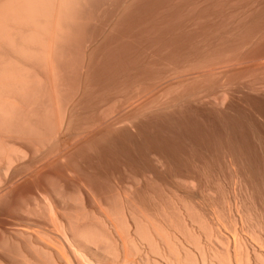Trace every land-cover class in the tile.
Here are the masks:
<instances>
[{
	"label": "rangeland",
	"instance_id": "rangeland-1",
	"mask_svg": "<svg viewBox=\"0 0 264 264\" xmlns=\"http://www.w3.org/2000/svg\"><path fill=\"white\" fill-rule=\"evenodd\" d=\"M9 1L10 0H8V2ZM21 1H19V3L17 4L16 0L15 1L13 0V2H15V3H13L11 0L10 2H11V5L13 6L12 7L9 4L10 2L6 3V0L5 1L3 0V2L0 0V4L3 3V5H4V3H6L4 6L0 5V7L2 8L1 9L2 13L0 12V19L2 18L5 22H8V23H6L8 25L11 22L10 18L11 17L13 18V16H15V15L19 16L18 20H17V16H15L16 22L21 21L20 18L22 19L23 17H26V16L30 17V19H31L32 18L31 16H34L33 13L36 12L38 9L36 11L33 10L34 12L32 14H30L31 12H28L29 9L28 10L25 9V10H27V12L30 15H27V14L24 15L25 13H23L22 10H24L23 7H25V6H23V4H26V5L29 4L30 5V2H31V6H32L33 2H32V0H28V1L23 0V3ZM24 1H26V2L24 3ZM74 1L71 0L70 3H72V2L74 3ZM76 1L80 2L81 0L80 1L76 0ZM99 1H101L102 3L101 2L99 3ZM122 1H120V0H109V2H108L107 0H105V1L104 0H90V2H91L90 3L89 0H86V2L88 4H90L89 6L91 7V10H89L90 7L88 5H86L85 2H80L81 6L83 3L88 8L87 9L85 7V5L82 7V8H84L83 10H81V11H83V16L85 14H86L85 17L87 15H89L90 11H91V15L92 14L97 15V17L95 15H92V20H90L91 15L87 16V18L90 17L89 21H92V24L91 25L89 24L90 26L87 25V26H89L88 28L85 26L86 28L83 30V32L85 31L84 33H81L82 30H81V28H79L81 30L80 31L78 29L79 30L78 32L81 33L80 35H77V33H76V35L75 34L74 35H72V34L67 35L66 34L68 37L65 36L64 33H66L65 31L69 32V30L68 29L62 30L60 28L61 29L60 31L64 32V33L62 32L64 34V37L69 38V36H72V38L74 40L78 39V41H73L74 44L72 43V48H73V49L71 48L72 51H70V49H69L70 52H67L68 50L65 51L66 48H65V50L63 48L62 50L65 51L64 55L61 53V55H59L58 57L66 56L65 53L66 54L70 53L73 55V56H71L69 54L71 57H75V59L73 61L75 63L79 64V66L82 65L80 67L78 65L74 66L75 63L72 62L73 58L71 59V62H72L71 65L73 64L72 66H74L75 69L72 68L73 70L69 71L70 73H69V80L68 81H69V85H71L70 86L71 90L68 89V91L71 94V95H69V97L70 96L72 97L73 95H77L76 98L73 97L74 99L72 98V101H71L72 103H76V104H73V106L71 107L73 109L76 108L75 111L72 110L74 112L71 115L72 118H73V116H75L74 118L76 120L78 119L77 122H80L79 120H81V122H83L84 124L85 123L87 124V122H88L87 125L89 127L94 126V128H95V126H96V129H99L100 133L102 132L101 130H103V129L105 130V132H108V133H109V130L112 129L111 130L112 132L110 131V133H112V134L115 133L116 135L113 134V136L115 135L116 139H115V137H113L114 139H112V143L110 142V140H111L110 139L108 141L109 144H107V142H103V141H101L100 142L101 144H99L98 141L105 139V137H107V136H105V133H104V135H103V133H101V135H103L104 137L101 135L98 136L101 138H100V140L96 141V144L98 143L97 146L100 145L97 148L102 149V151L100 150L102 158L100 157V160L98 159V160H95L94 162L92 160L94 165H92V163H91L90 167L84 166V167H87V169L85 168L86 170L84 168H83V170H79L81 172V174H79L80 175L79 177L77 175L79 173L77 170L79 167L76 168L77 167L76 166L74 169H72L74 167V165H77L75 163L76 158L74 160H71L72 157H71V159H70V157L66 158L67 160L64 159L65 162H64V160L59 161V163L57 165L58 167L61 166L59 168V173L62 175L64 173V176L66 173L68 174L69 171L67 169L70 170L69 167H71L72 163L74 162L71 170H74L73 172H76V174L70 170L69 174L70 173L73 174V175L70 174L71 179H72V180L70 179V181H74L77 178L83 177V178H86L88 180H86V179L81 180L80 179L81 186H82V184L85 183V185L90 187L91 184L88 185V182L91 183L89 180L93 179L94 182H92V183H94V184L91 185L90 188L92 189V192H93L92 186L96 185L97 183H98L97 185H99V186L101 185L102 187H98L99 188L98 190H100V192H97V193H100L101 196H102V193H101L102 189H103V192L109 191L108 194H110L111 193L110 189H112L111 186L113 185V183H115V185H113V186L116 187V196H117L118 192L120 193L123 191H128L130 186L132 187L135 185V183L137 182V178L142 176V174H141L142 170L137 165H133L129 169V165L134 163L133 159H131L132 154H135L139 157V165L143 164V165L148 167V171L146 173H148L147 176L150 175V177L149 176H148L149 178L145 177L146 179L148 178L147 179L148 183H147L146 189L149 190V191L146 190L147 191L146 196L148 198L151 197L150 199H148V201L150 200V203H152V208H154L155 198L160 197L163 200V202L167 203V206H168L167 208H169V210L168 209L167 210L169 212L172 210V206L170 207L168 205V203L171 201V205H172V201L174 199L181 197L180 198L181 200L184 199L185 202L186 201L189 202V203L187 202V204L189 206L187 204L186 205L188 207H190V209L193 210V211L192 210L191 211L193 212V214L195 213L194 214L195 216L197 215V213L199 215H201V216H199L200 219H202L203 215H205V214H214L215 215L216 219L218 220V221H216V223L219 226L216 225L215 222H214L215 224L212 223L210 220H208L209 224L207 222L206 223L204 222L206 224V228H209V227H207L209 225L211 227L210 229L213 230L212 234H215L214 236H210V238H211L210 243L211 244L212 243H213V245L215 244L214 238L216 237V234H218L217 229H219L221 231L220 233H222V235L224 236L225 239H223V241L225 240V243H227L226 239L229 237H230L229 239H231L232 243L234 242V237H235L234 232L235 231H237L236 234L241 236V238H240L241 241H242V238H243V241L247 240L246 237L249 234L245 231L247 235H244L245 232H243L241 230V228H242L241 223H238L239 221H236L237 217L239 218V216L241 215L243 220L244 219H245V221L248 220L246 222L247 224L245 222H244V224H246L245 228L249 229L248 231H250V233H251L252 230L255 232L257 229H259L260 224L262 223L261 215L264 216V207H263L264 206V193H262V192H264V138H263L264 137V0H131V1L125 0L123 2ZM27 2H29V3H27ZM43 2H46V1H43ZM55 2H56V4L55 5L53 4V5L55 6L56 9L52 8L53 10H55V12H53L51 10L53 12L52 13L53 18L50 16L51 19H53L52 20L53 26L54 25L56 26L57 22H56V20L54 21V19L55 18L58 19L57 18L58 15H55V13L58 11L57 7H59V5H60V4L57 5L59 0L54 1V3ZM49 3H46V5H51V3L50 4ZM73 3L71 4L72 6L78 4L76 2L77 4L73 5ZM110 3L112 5H115V6H111ZM69 4L67 1V5H69ZM107 4H108V6H107ZM122 4H123V6H121ZM15 5H16V7H15ZM21 5L23 7H20ZM37 5L35 3L34 6H36V7L34 9H36L38 6H40V5H38V6ZM67 5L66 6L62 5L63 6L62 11L66 8H68V9L70 8V5L68 7H67ZM10 6L12 7V9ZM109 6H110V9H109ZM4 7L7 9L10 8L8 10V12H6L7 9L5 10ZM27 7H29V6L27 5L25 8H27ZM101 7H103V8L100 10ZM21 8H22V10L20 12L19 10ZM30 8H33V7H30ZM42 8H39V9H42ZM72 8H73V10L75 9L74 7H72ZM78 8H80V7H78ZM86 9H87V11H86ZM105 9H107V10H105ZM2 10H5V11H2ZM16 10H18L17 12H19V13H16L15 12ZM30 10H32V9H30ZM44 10H46V8ZM48 10H49V8H48ZM73 10L71 9V10L67 11V9H66L65 12H69V11H73ZM40 11H38V12H40ZM76 11H77V7H76ZM81 11H79V13ZM103 11H104V13H103ZM3 12H5V15ZM65 12L64 13L62 12V14H65ZM40 13H37V14H40ZM59 13H61V10ZM68 14L69 15L73 14L72 17H74L75 15L78 14V11L76 14H75V12L74 13L69 12ZM81 14H82V12H81ZM81 14H78V15H81ZM7 15L10 18H7ZM11 15H13V16H11ZM20 15L21 16L23 15V17H20ZM54 15H55V18H54ZM36 16H34L35 18H33V20L34 19L36 20V18H37ZM41 16H39V17H41ZM48 16H49V14H48ZM63 16L64 17L66 16L65 17L66 19L69 18V16L67 17V15H63ZM27 17L25 19L28 22L29 18H27ZM64 17L62 18V20L64 19ZM85 17L82 18V15H81L82 19H84ZM113 17H115V18H113ZM93 18H94V20H93ZM46 19H47V21L49 20L47 17H46ZM66 19H64L65 21L64 20L63 21L65 22L66 26H68L70 23L68 25H67V23L70 22L71 20L69 21L67 19V21H68L67 22ZM69 19H71V17ZM79 19H80V16H79ZM3 20H2L3 23H0V25L3 26L1 28V29H3L2 31H5L4 25H5V27L7 25L4 23ZM13 20H14V18H13ZM38 20H36L37 25H38V23H37ZM75 20H77V19H75ZM84 20L87 21L88 19H84ZM26 21H23V22L26 23ZM30 22H31V20H30ZM72 22H74V21L72 20L70 25L74 24V23L72 24ZM32 23H33V21H32ZM60 23H62V21H60ZM78 23H80V22H78ZM84 23H86V22H84ZM12 24H14L15 28L12 26ZM15 24L16 23L12 21L10 26H12L14 28V30L17 28L16 29L17 32L21 33V36H22L23 35L22 31H24V30H21V32L18 31L19 29H21L20 28L21 23H19L20 27L18 25H15ZM27 24H29V23H27ZM36 24H34V26ZM44 24H45V20H44ZM48 24L50 25V23H48ZM22 25H23V23H22ZM30 25H31V23H30ZM30 25L27 26V28H30ZM79 25L78 26L76 25V26L79 27ZM10 26L8 28L6 27V29L8 30L10 28L9 30H12L13 28H11ZM23 26H22V28H25V25H23ZM46 26H48V25L46 24ZM53 26H51V28H50L51 29L50 34H52V32L54 31ZM63 26H62V28H63ZM236 26H239V27L241 26L242 27V28H240L241 31L238 28L239 32L235 31V34L227 33V36H228V34H229V36H228V40L226 39V43H225V39L224 38L222 39V37L219 36L220 33L226 31V29L228 30V28H231L233 30V27L236 30L237 29V28H235ZM18 27H19V29H18ZM48 27H46V29ZM52 27H53V29H52ZM56 27H58V26H56ZM72 27L74 29V26H72ZM81 27H82V25H81ZM32 28L33 27L31 26L30 30H32ZM37 28L38 27H36L35 29H37ZM41 28L40 29L38 28V29L41 30ZM64 28H65V26H64ZM46 29L44 31L47 32V34H49L48 30H46ZM231 29H229V30H231ZM55 30H56V28H55ZM74 30H77V28ZM13 31H9L10 33L8 32L7 35H9V34L11 35ZM14 32H13V34H15L14 36L18 37L19 34L18 33L16 34ZM25 32L29 33V31L28 32L25 31ZM41 32H43V31H41ZM233 32H234V30H233ZM34 33H35V31H34ZM215 33L219 34L218 38H217ZM56 34L58 36L60 34V32L59 33L56 32ZM63 34H62V36H63ZM4 35H2V37ZM24 35H25V33H24ZM29 35H27V36L30 37ZM35 35H36V33L34 34V36ZM43 35H45V33ZM212 35L213 36L215 35V37H213ZM5 36H4V38H5ZM14 36L10 37L12 39V42L14 41L13 39L17 38V37L13 38ZM51 36H50V38H52ZM55 36L56 35H53L54 38H55ZM57 36H56L57 41L55 44H57V42H59L58 38H59V40H62V39L65 40V38L60 39L62 36L61 37L59 36L58 38H57ZM0 37H1V35H0ZM2 37H1V39H3ZM24 37L25 38L23 41L26 42L29 38L28 37L26 38V36H24ZM38 37H41V36L39 35ZM224 37L226 38V33H225ZM22 38H23V36H22ZM30 38L33 40V38H35V37H30ZM36 38H37V35H36ZM42 38H44V36L40 38V41ZM79 38H81L80 41H79ZM212 38H215V40L217 38V40L215 41ZM219 38H220V40L221 39L222 40L220 41ZM1 39H0V42H1ZM17 39H16V41H17ZM9 40L10 39L8 38V41ZM19 40H20V38H19ZM44 40H46V39H44ZM3 41H4V43L6 42V44H5L6 49L4 48L6 51H3L4 50L2 48L3 46L1 47L3 49L2 53L3 52L6 53L5 55L3 53V55L8 56L9 54H11V51L13 49L15 50V48H17V52H16L17 55L16 56H18V57L20 56V58L22 60V61L20 60V62H22V66L20 65L21 64L20 62L18 63L20 65V67L18 64H17V66L19 68L22 67L21 68V69H23V70H21L22 74L26 73L27 76L29 75L28 77H30L32 74V69L35 67V65H37V62L39 63L38 57L40 59V62L43 61L42 57L44 55L43 54L44 52L40 50V49L43 50V48H41V47H40V49H38L39 47L37 48V46L40 45L38 39L36 41H38L39 44H35L36 43L35 40H33L35 42L28 40L29 43L32 42L31 44L34 43L35 46L37 45L35 47V49H38V50H36V51L33 49H32L33 51L30 50V46L32 48V45L30 44V46L28 48L29 44L27 42L26 43L28 45L25 47L28 50H26V48H25V51H24L22 49V47L18 48L21 46V44H20V46H18L19 45V43H18V45H17L18 47L16 46V44L14 45V43H17V42H14L12 44V47H13V49H12L11 44H10L11 41L9 43L7 41V38L4 39ZM68 41H69V39H68ZM227 41L229 42V44ZM69 42H71V41H69ZM7 43H9V45ZM26 43H25V45H26ZM41 43H43V45H45L44 42H41ZM64 43L62 44V41H61L62 46L64 45ZM0 44L4 45L2 42ZM43 45H42V47H45ZM66 45H67V43L64 46H66ZM206 45H207V47H206ZM208 45H209V47H208ZM22 46H24V45H22ZM57 46L59 47L60 44L58 43ZM200 46L203 48H201ZM230 46H232V49L229 48V50H228L227 47H230ZM7 47H10V48H7ZM58 47L56 48V45H55L54 50L58 51L59 50ZM215 47H216V49H214ZM234 47H236L235 52H233V53L229 52V51H233ZM1 48H0V51H1ZM68 48H69V46H68ZM217 48H220V49H217ZM10 49H12V50H10ZM18 49H20L21 52ZM21 49L23 50V54H25V53L28 54L27 52L29 50H30L29 54H35V55L38 54V57L36 56V63H35V65H33L34 67L31 69V71L29 70L31 67L27 68V67H25L26 62H24L25 64L23 63V60L28 61V59L24 55L21 56V54H20V53H22ZM60 49H61V47H60ZM200 49L202 50V52H205V53L203 54L202 52H200L201 51ZM206 49H208L207 50L208 52H211L214 49L213 51L215 52V54H216V52H219V54L215 55V54H213V51L211 52L212 54L211 53L207 54V52L205 51ZM44 50L46 51V49H44ZM54 50H53V52H54ZM62 50H59V53ZM81 50H83V51H81ZM192 50H196L199 53V56H198V53L196 52L195 53L196 56L193 55L194 57L189 59L187 57V55L189 53L188 51H192ZM226 50H228V51H226ZM13 51H12V54H13L12 56H14V58H15V52H13ZM30 52H32V53H30ZM41 52H43V53H41ZM183 52H188V53H187V55L184 54L185 56L182 55V57H181L180 54H182ZM220 52H222V53H220ZM7 53H8V55H7ZM200 53H202V56L205 58L203 60L201 59V62H199L200 61L199 58H203V57L201 56ZM18 54H20V55H18ZM205 54H207V56ZM178 55H180V58L186 57L189 60L179 59V61H178L177 60L179 57ZM40 56H41V58H40ZM176 56H178L176 58V60H177V63L179 65L176 63V65L173 66V64H175V62L173 61L174 63H171L172 62L171 59H173ZM197 57H198L197 60H199V61L195 60L196 62H193L194 59ZM9 58H12V60H18V59H13V57H11V55H10V57L8 56V59ZM62 58L63 57H61V59ZM65 58H63L62 60H64ZM66 59H65L66 63L64 62L63 65L67 64V62L70 61L69 58L67 59V61H66ZM6 60H7V58H6ZM58 60H59V58H58ZM62 60H60L61 63H62ZM174 60H175V58H174ZM181 60H184L186 63H182L184 61L181 62ZM190 60L192 62H189ZM187 63H189L190 65ZM68 64H69V62H68ZM184 64H185V66L187 64V66L182 68V66H180V65L184 66ZM40 65L41 66H39V64H38L36 67L39 66L42 68V66H43V68H44L43 63H41ZM61 66L59 65L58 68H60ZM67 67L68 66L66 65L64 70ZM82 67H84L85 69H83ZM25 68L30 72V74L27 73V70ZM41 68L39 69L40 74L39 75H33V74H35V72H34L32 74L33 75L32 77L34 78L35 83H36V80L41 79V81L44 84L45 81H47V80H45L46 77L42 74L44 69L42 68L43 69L42 70ZM34 71H36V74H38L37 73L38 70L34 69ZM64 72H67V71H64ZM42 76H44V77H42ZM66 76L68 77V75H66ZM36 78H38V79H36ZM42 78H44L45 81H43ZM141 78H142V80H141ZM215 78L217 80H215ZM219 78H222V79L224 78L226 80V82H225L224 79H223L224 81L221 79L223 81V85L225 84L224 86L222 85L223 87L222 86L221 87L224 88L223 90H225V91H223V90L221 91L222 88H220V87H219L220 90H219V88H217V86H219L221 82L217 86L215 84ZM211 80H213V81H211ZM38 81H37V83H38ZM41 81H39V82H41ZM114 81H116V82H114ZM134 81H135V83H134ZM214 81H216L215 83H213L214 86L210 85V83H212ZM42 82L40 83L41 85L38 83L39 87H45V85L47 84L46 83L43 86ZM81 84H82V86H81ZM66 87H68V85ZM193 89H195L194 91H196V90L197 91L193 92ZM65 90H67V89H65ZM170 90L171 91L174 90L175 93L173 91L171 92ZM190 90H192V92L194 93L192 97L189 96L188 92H187ZM68 91H67V94H68ZM78 91H80V92H78ZM168 91L171 93H174V95H176V94L179 95L181 97V100L183 99L182 103L180 102L181 105H183V106H181V105L179 106V104H178V106L177 105L175 106L176 103H172V102H175V101L178 102L181 100L178 99L176 97L177 96L176 95L175 99H178V100L174 101V99H172V97H171V96L174 97V95H170L171 93H168L170 95L169 96L167 94ZM184 92H186V95L191 97V98H188L187 96L185 97ZM182 93L184 94L183 97L181 95ZM152 95L153 96L156 95L155 100H154V98H151V100L153 99L156 102L158 101V103H156V104H158L157 106H156V104H149L148 98H150L149 96L153 97ZM146 97L148 99V104L151 106V108H152V106L153 107L154 106H156V107L160 106V107L154 108V109L152 108L154 113L152 112L151 109L150 110L146 109L147 111L149 110L152 113L146 114V116L141 115V116H145V118L143 117V120H142V118L140 117L139 119H141L142 122L139 120L140 123L139 122L135 123V120L138 121V119H137V117L131 118V117H134L135 115H137L134 112L135 110H133V109H136L137 110L136 112L139 113V111L141 110L139 108L143 104L145 105L147 103ZM158 97L160 100L157 99ZM40 98L42 99L44 97L41 96ZM186 98H188L189 100ZM67 100H70V99L68 98ZM185 100L186 101L188 100V101L186 102ZM217 101L219 102L220 105H218ZM183 102H184V104H183ZM86 103H88V104H86ZM148 104H146V106H148ZM162 104H164V106L165 105H167V106L164 107ZM75 105H76V107H75ZM79 105H80V107H78ZM136 105L137 106L141 105V106L138 108L137 107L134 108ZM161 105H162L163 109H161ZM184 105H186V106H184ZM216 105L221 106V107L215 108ZM146 106H144V107H146ZM150 106H149V108H150ZM110 107L112 109H110ZM107 108L109 110H107ZM220 108H221V110L217 111ZM138 109H139V111H138ZM142 109H144V108H142ZM146 110L144 109V111H145L144 113L147 112ZM76 111H78V112H76ZM149 111H148V113H149ZM194 111H195V113H194ZM141 112H140V114H142ZM105 113H106V115L108 113V116H106ZM112 113L114 115H111ZM129 113H132V116ZM126 115H128L127 118L130 117L131 120L124 118ZM139 115H137V116H139ZM112 116H115V117L118 116V117H116L118 120ZM108 117H109V119H108ZM110 118H111V120H110ZM75 119H73V120H75ZM125 119L128 120V122ZM132 119H134L133 122H132ZM73 120H71V121L74 122ZM102 121H103V124H101ZM112 121H113V123H116V124H113ZM124 121H126V123ZM129 121H131L132 123ZM169 121H171V122H169ZM77 122H75L73 124H76ZM81 122L79 124L84 125L83 123L81 124ZM90 122H91V124L94 123V125H91ZM117 122H119V123H117ZM227 123H228V125H227ZM133 124L135 125V127ZM139 124H142L141 127L139 126ZM87 125H84V126H86L85 127L86 130H89ZM131 125L133 126V128ZM70 127L71 128H69V130L71 129V131H73L74 128L72 129V126H70ZM126 127H128L127 129H129V132H131V133L133 132V133L132 134L128 133L127 132L128 130L126 129ZM90 128H92V127H90ZM96 129H94V130H96ZM106 129H107V131H106ZM148 129H149V131H148ZM255 129L256 130L258 129V130L256 131ZM116 130H117V132H116ZM130 130H132V131H130ZM138 131H140V132H138ZM230 132H231V134H230ZM133 134H135V135H133ZM148 134L149 135L151 134V135L149 136ZM106 135H108V134L106 133ZM98 137L96 139H98ZM107 140H108V137H107ZM230 140H231V142H230ZM104 143H106V144H104ZM146 143L148 145H146ZM96 144H94L93 146H95ZM229 144H230V146H229ZM262 146H263V148H262ZM236 148H238V149H236ZM147 151L149 154L147 153ZM242 151H244V152H242ZM155 152H156V155H153L152 153L155 154ZM160 153H161V156H160ZM234 153H237L236 157H235L236 161H237L235 166H234V163H235ZM157 154H159V158L162 157V159L160 158L162 164L160 162V164L158 165V162L156 159V157L158 158ZM238 154H239L240 160H239V157H237ZM103 155H104V157H103ZM111 155L112 156L116 155V156L115 157L113 156L114 157L113 158ZM162 155L165 156L166 158L163 157ZM89 159H91V158H87V160L89 162H86V163H89L88 165H90V162H91ZM155 159H156L157 163H155ZM163 159H167V160H163ZM160 160L158 159V161H160ZM99 161H100V163H99L100 165L98 164ZM163 161L165 162V165L163 164L164 163ZM194 161H196V162H194ZM60 162H61V164H60ZM232 162H233V164H232ZM155 164L158 165V171H157V168L155 169V167H157V165L155 166ZM228 164H230V165L228 166ZM160 166H162V167H160ZM232 166H234V167H232ZM258 166H260V167H258ZM79 169H82V168H79ZM132 169L134 170V172L131 171ZM153 170L154 171L156 170L155 173H158L160 171L158 174L160 176H162V178H163V179L161 178L162 179L161 182L157 183V180H155V174H153L154 173ZM57 171H58V169H57ZM60 171H62L63 173H61ZM82 171H83V173H82ZM224 171H226V172H224ZM230 171L232 172V174ZM74 174L76 175V178H75ZM68 175H66V176L69 180ZM151 176L153 177V179ZM244 176L246 177V179H244L245 178ZM223 177H225V180ZM237 177L238 178L240 177V181ZM247 177H249V178H247ZM259 179H260V181H259ZM84 180H86L87 182H85ZM247 180H249V181H247ZM112 181H113V183H112ZM152 181H153V183H152ZM182 181H184V182H182ZM190 181H191V184H190ZM241 181L243 182L242 184H240ZM67 182H69V181H67ZM75 182H78L76 184H78V186H79V180L78 181L76 180ZM187 182H188V184H187ZM192 182H195V184L197 183L196 184L197 186L195 184H194L195 186L192 185L193 184ZM221 182L222 183L224 182V183L222 184ZM246 182H248V183H246ZM209 183H211V184H209ZM218 183L222 184V185H219ZM228 183H230V184H228ZM71 184L73 185L74 182ZM182 184H184V185H182ZM185 184H186V186H185ZM245 184H247L246 185L247 187L245 186ZM72 185L70 186L71 188H69V191L71 193H74V191H77L78 189H79V191L83 189L82 190L83 192H84V190L89 189V187H87V186H86V188H87L86 189L84 187L85 185L83 186L84 188L83 187L78 188V186L75 188L74 187L75 184H74L73 187L75 189L72 191ZM97 185L95 186V188H97ZM190 185H192L191 186L192 188L189 187L191 189L186 188ZM228 185H229V187H228ZM127 186L129 188H127ZM223 186L225 188L226 187L227 188L225 189ZM193 187L196 189H194ZM218 187L219 188L221 187V188L219 189ZM21 188H23V187H21ZM25 188L27 189V191H25ZM25 188L20 189L21 192L18 191L19 189L17 190L18 193L20 192V193L25 194V195L22 194L23 199H25L24 196H26V199H27V196L29 195V194L27 195V192H28V189L30 187L25 186ZM100 188H102V189H100ZM91 189H90V191H91ZM219 190H220V192H219ZM79 191L76 192V193H78V195H75L76 197L80 195ZM96 191H97V189H96ZM221 191H223V192H221ZM243 191L245 194L243 193ZM17 192H15V194L20 199L21 195H20V193L18 195ZM85 192H87V191H85ZM92 192H90V194ZM157 192L161 195H159ZM29 193H30V191H29ZM97 193H95V197H98V196H96ZM201 193L203 196L201 195ZM210 193H212V194H210ZM232 193H233V195H232ZM108 194L103 193L104 197L100 196L98 198V200H97L98 202H97V201H93V199H92V197H93L92 195H94V193H93V194H91V196H92L91 199H92L93 203L95 202L96 204H98L99 199L105 198V195H108ZM14 195H13V197L15 199H13V200H15V201L18 200V202H20V204H21V200L19 201V199H17L18 197L16 196L17 197L16 198ZM88 195H89V190H88ZM151 195L152 196L155 195V196L152 197ZM222 195L225 197H223ZM22 196H21V199H22ZM75 196H73V197H75ZM112 196L110 194V197H112ZM233 196L235 197V199ZM73 197H71L70 200H73ZM80 197H81V195H80ZM108 197H109V195H108ZM110 197H109V199H110ZM261 197H262L263 201H262ZM171 198H174V199L172 200ZM207 198H209V200ZM253 198L254 199L256 198V199L254 200ZM95 199H97V198H95ZM210 199H212V200H210ZM242 199L245 202L244 205L242 203V201H243ZM251 199L254 201H252ZM76 200H78V199H76ZM245 200L247 201V203ZM15 201L12 202L13 205L11 203L12 209L14 208V206L17 205V203L14 204ZM197 201H200V202H197ZM204 201H205V203H204ZM223 201L224 202L227 201V202L224 203ZM234 201H236V203ZM237 201L240 203H238ZM22 203H24V201H22ZM229 204L231 207L229 206ZM240 204H241V206H240L241 208H239ZM109 205H111V203ZM109 205H107V206L109 207ZM193 205H194V207H193ZM250 206H251V208H250ZM216 207L218 210L216 209ZM244 207H246L248 210H245L246 208H244ZM256 207H257V209H256ZM104 208H106V206H104ZM111 208H113V207H111ZM111 208L109 207L108 210L112 211ZM229 208L231 210H229ZM235 208L238 209L239 216H237V212H235L237 210H235ZM108 210H104V211L106 212ZM113 210L115 212H117L114 208H113ZM194 210L198 211V212L196 213V212H194ZM240 210H242L243 212ZM110 211H108V213H110ZM173 211H174V209L172 210V212ZM209 211H210V213H209ZM249 211H250V213H249ZM0 212L2 213L3 211L0 210ZM115 212L112 211V214L110 213L111 216H113V217L116 216V218L112 217L113 220L120 218L119 215L113 214ZM253 212L255 214L257 213L256 215L258 218L256 217V215H254ZM258 212H260V214ZM1 213H0V218H1L0 220H2V222L0 221V223H3L6 221V219H5L6 217L4 216V214L1 215ZM248 215H250V216H248ZM252 215L254 218L252 217ZM258 219H259V222H261L260 224L257 221ZM200 222H201V220H200ZM235 222H237V223H235ZM115 223H116V221H115ZM201 223H203V220ZM204 223H203V225H204ZM258 224H259V226L257 228ZM215 227H217V229ZM208 233H211V232L209 231ZM242 233H244V234H242ZM119 234L121 236L122 231H119ZM185 236H187V235H185ZM212 237H214V238H212ZM188 240H190V239L188 238ZM199 240H201V242L197 241L198 243H200V246L198 248H201V243H202V248H201V251H199V252H202L205 248L207 249V252H208L209 248H207V245H208V247L210 246V248H211L209 241H206L205 238H203V237ZM221 241H222V238H221ZM223 241H222V243H224ZM188 242L191 243V245L189 244V248L193 252H195V250H194L195 245L193 244V242L191 240ZM105 243H106V247H107V245H109V244H107L108 242H105ZM109 243H111V242H109ZM244 243H247V241H244ZM227 244L225 246H227ZM203 247H204V249H203ZM102 248H104L103 245H102ZM105 248L103 250H105ZM206 249H205V251H206ZM107 250H109L108 252H110V253H108V252L107 253L110 256L111 252L113 253V251H110L111 248L110 249L107 248ZM196 251H197V249H196ZM148 255H149V257H152L151 259H155V257H154L155 255L153 256V253L151 254L150 251H149ZM111 256H113V255H111ZM215 264H217V262H215Z\"/></svg>",
	"mask_w": 264,
	"mask_h": 264
},
{
	"label": "bare ground",
	"instance_id": "bare-ground-1",
	"mask_svg": "<svg viewBox=\"0 0 264 264\" xmlns=\"http://www.w3.org/2000/svg\"><path fill=\"white\" fill-rule=\"evenodd\" d=\"M1 1L3 2V0H1ZM16 1H17L16 3L18 4L19 1H21V0H19V1L16 0ZM43 1H46V2H43ZM54 1H56V0H32V2H33L34 5H35V3H36V5L38 3H39L38 5H40V6L37 5L38 7L36 9H34L36 6H34L33 4L31 6V2L30 1H29L30 2V5L27 4L29 7L25 8L27 6L26 4H23V6H25V7H23L22 5L20 6V7H23L24 10H22V8H21L19 11L21 12V10H22V12L25 13L24 15H26V14L27 15H30L34 11H36L38 9L36 12L33 13L34 16L37 15L36 16L37 17L36 20L39 19L37 21L38 25L36 24V20L35 19L33 20V18H35L34 16H31L32 17L31 19H30V17H27L26 16L27 18H29V20L27 22L26 19H25L26 17H23V15L22 16L20 15V17H23V18L22 19L20 18L21 21H19V22L17 21L16 22L15 16H17V20L19 19L18 18L19 16L18 15L13 16L14 14L11 15V16H13V18L15 20L14 21L12 17L10 18L8 16L9 15L8 14L7 15V18H10V21H11V22L9 21L10 22L9 25L6 24L8 22H5L2 18L0 19V21H1L0 23H3L2 22V20H3L4 23L7 25L6 26L7 28L11 25V23L13 21V22L16 23L15 25H18L19 27H20V24L19 23H21V27H20L21 29H19V27H18V29H19L18 31L19 32H21V30H24V31H22L23 32L22 33L23 34L22 35L23 38H22L21 33H18L17 32V30H16L17 28L14 30V28H15L14 24H12V26L14 28L12 26H10L11 28H13L12 30H9L10 28L7 30L6 27H5V25H4L5 31H2L3 29H1V28L3 26L0 25V30H1L0 31V33H1L0 35H1V37L4 34L7 36L6 37L4 35L5 38L3 36L2 37L3 39H1V37H0L1 42L4 45L6 44V42L4 43L3 40L7 38V41H8V38H9L10 40L8 42L10 43V41H11V43H10L11 44V47H12V44L14 42H17V43H14V45L16 44V46H17L18 43H19L18 46H20V44H21L20 47H18V46L17 47L18 48H21L22 47V49L25 51V48H26L25 46H27L29 44L28 45V48H29L30 44L32 43V42L29 43L28 40H31V41L35 40L36 41L38 39L40 45L39 46L36 45V46H37V48L39 47L38 49H40V47L43 48V50L42 49H40V50L44 52V53L41 52V53L44 54V55L42 54L43 55V57H42L43 58L42 59L43 61L41 60L42 62H40V59L38 57V54H36V55L35 54H29V51L32 50V49L35 50V51L38 50V49H35V47H36L35 44H39L38 41H36L35 44L34 43L31 44L32 45V48L30 46V50L28 52L26 51L28 54H26V53L23 54V50L22 49H21L22 50V53H20V54H21V56L24 55L28 59V61L23 60V63L26 62V66L25 67H27V68H30L31 67L29 69L30 71L34 67L33 65H35V63H36V56H37L38 57V60H39V63L37 62V65L39 64V66H41L40 64L43 63L44 68H43V66H42V68L44 70L41 67H39V66H38L39 68L36 67L37 65H35L36 68L34 67L32 69V74L35 72V74H33V75H39L40 74L39 73L40 72L39 69L41 68L43 70V72L42 71L41 72L46 77L45 80H47V81H45L44 78H42V80L45 81V83L43 84V82L41 81V79L40 80L38 79L40 76L38 78H36V79H38L39 81L42 82L43 86L47 83L45 85V87H39V84L41 82H39L38 80L35 79L36 80V83H35L34 78L32 77L33 76L32 74H31L30 77H28L29 75L27 76L26 73H23L22 74V71L21 70H23V69H21L22 67L19 68L20 65L22 66V62H20L21 58H20V56L19 57L16 56L17 55L16 54L17 48H15V50H14L13 47H12V49L14 51L12 49H10L13 52H15V58H14V56H12L13 55L12 54V51H11V54H9V55L7 53V55L9 57L11 55V57H13V59H18V60H12V58H9L8 59V56H4L6 53L3 52L4 53V55H3L2 50L4 48L6 49V45L4 46V45H1L0 44L1 45L0 48L3 46L2 47L3 49L1 48V51H0V210L4 212V213L3 212L2 213L0 212V213H1V215L4 214V216L6 217V218L4 217L6 219V221L3 222V223H0V264H215V262H217V264H264V216L261 215L262 223L259 222V219L257 220L259 222V224L261 223L259 229H257L258 226H259V224L257 225V228L256 229L258 231L256 230L254 232L252 230L251 233H250V231H248L249 229H246L245 228V226L247 224L246 222L248 220L247 221H245V219L243 220V218L241 217V215L239 216L238 209L235 208V210H237L235 212H237V216H239V218L237 217V220L236 221H239L238 223H241V226H242L241 230L243 232L246 231L249 234L246 237L247 240H244V241H247V243H244L243 238H242V241H243L242 242L240 240L241 236H239L238 234H236L237 231H235L234 232L235 233V237L233 236L234 237V242L232 243V241H231V239H229L230 238L229 237V238H227L228 240L226 239V242L228 243L227 244V243H225V240L223 241V239H225V238L222 235V233H220L221 231L219 229H217V227H215L217 229L218 234H216V237L215 238L212 237V238L215 239V244L213 245V243L212 244L210 243L211 242L210 241L211 240L210 236H214L215 234H212V231L213 230L210 229L211 227L208 225L209 224L208 220H210L212 223H214V222L216 223V221H218V220L216 219V217H215L214 214H205V215H203L202 219H200L199 216H201V215H199L197 213L198 211H195L194 210V212H196L197 215H198V216L196 215L197 216L196 217L194 215L195 213L193 214V212H192L193 210L190 209V207H188L189 206L187 204L188 201L185 202L184 199L181 200L180 199L181 197L180 198H176V199L171 198L172 200L174 199L172 201V205H171V201L169 202L170 204L168 203V205L170 207L172 206V210L174 209L173 212H172L171 209H170L171 211L168 212L169 208H167L168 207L167 206V203L166 202H163V200L160 197H156V198L154 197L155 198V200H154L155 201L154 202V208H152V203H150V200L148 201V199H150L151 197L148 198L146 196L147 195L146 194V192H147L146 190H148V189H146L147 183H148V180L147 179L150 177V175H148L149 176L148 177L147 176L148 173H146L148 171V167L145 166V165H143V164L139 165V157L137 155H135V154H132L131 159H133L134 163L129 165V169L131 168V166L137 165L142 170V173H141L142 176H140L139 178H137V182L135 181L136 183H135L134 186H132V187L130 186V188L127 186V188H129L128 191H123V192H120V193L118 192L117 196H116V187L113 186V185H115V183H113V181H112L113 185L111 186L112 189H110V192H111L110 194H111V196L113 195L112 197H110V194H108L109 191H107V192L104 191L103 192V189L102 188H100V189H102V192H101L102 193V196H101L100 193H97V192H100V190H98L99 189L98 187H102L101 185L100 186L97 185L98 184L97 182H96L97 183L96 184L97 185V188H95L96 185L92 186V188H93V192H92V189L90 187H91V185L94 184V183H92V182H94L93 179H90L89 180L91 183L88 182V185L91 184L90 187L87 186V185H85L84 182H83L84 184H82V186H81L80 179L81 180L82 179H86V178H83V177H80V178H77L76 179L77 181L79 180V186H78V184H76V183H78V182H75L76 180L73 179L74 181H70V179H71V175L70 174H72V173L69 174V172H70V170L72 168V165L74 164L73 161H72L73 163H72L71 167H69L70 170L67 169L69 171L68 172L69 175L66 173L65 176H64V173L62 171H60V172L63 173V175L59 173V168L61 167V166L60 167L57 166L58 163H59V161L64 160V159H66L68 157H70V159H71V157H72L71 160H74L76 158L75 163L77 164V165H74V167L72 169H74L76 166H77L76 168H78V167L79 168H82V169H79V168L77 169L78 172H79L77 175L79 177L80 176L79 174H81V172L79 170H83V168L84 169L85 168L87 169V167H90L91 166V163H92V165H94L93 162L95 160H98V159L100 160L102 149L97 148V147L100 146V145L97 146V144L98 143L101 144L100 143L101 141L107 142V144H109L108 141L110 139H111L110 142L112 143V139H114L113 137H115L116 134L113 133V134H115L113 136V134L110 133V131L112 129L109 130V133L108 132H105V130L103 129L104 131L101 130L102 131L101 133H103V135L105 133V136L108 137V140H107V137H105V139H103V140H100L101 137H98V136L101 135V133H100L99 129H96V126H95V128H94V126H90V127L93 128L92 129V128H90L87 125L88 122H87V124L86 123L84 124L83 122H81V120H79L81 122V124L83 123L84 125H87L88 126V129L89 130H86V128H85L86 126L80 125L79 124L80 122H77L78 119L76 120L74 118L75 116H73V118L71 116L72 113H74L72 110L75 111V109H76V108L75 109L71 108L73 106V104H76V103H72L71 101H72V98L73 97L76 98L77 95H73L72 97L70 96L71 98L69 97V95H71L70 92L68 91V89H70V86H71V85H69V81H68L69 80V73H70L69 71L75 69L74 66L75 65L76 66L77 65L79 66V64H77V63H75L73 61L75 59V57H71L73 55L70 54V53H68V54L65 53V55L67 57L66 56H60V57H58V56L61 55V53L64 55V52L67 51V50H68L67 52L72 51V49H73L72 48L73 41H78V39H75L74 40L72 38V36H69V38H67L68 37L67 35H71V34L72 35H74V34L76 35V33H77V35H80L81 33H84L85 31L83 32V30L86 27L88 28L92 24V21H89V18L91 17L90 20H92V15H95L96 17H97V15L96 14H92L91 15V11H90V14L89 15H91V16L89 18H87V16H89V15H87L85 17V15H86L85 13L86 12L84 13L85 15L83 16V11H81V10L84 9L82 7L85 4L82 3V6H81L80 5V2H85L86 5L89 6L90 4H88L86 2V0H81V1L79 0L80 2H78V1L75 0L79 5L73 0L74 1V3L72 2L73 5L74 4H77V5H74V6L71 5L72 4V3H70L71 0L70 1L69 0H59V2H58L57 5H59V4L60 5H59V7L56 6L58 11L55 13V15H58L57 16L58 19H56L55 18V15H54V18H55L54 21L56 20V22H57L56 23V26H58V27H56L55 25L54 26L52 25V23H53L52 20L53 19H51V17L53 16L52 13L55 12V10H53V9H56L55 6H54L56 4V2L54 3ZM67 1H68V4L70 3L69 5H70V8L72 10H73L72 7L75 8L74 9L75 11L73 10L75 12V14L77 13V11H78V14H81V12H82V14H81L82 15V18L85 17L84 19H88V20L86 21V20L82 19L81 18V15H78V14L77 15L74 14L76 17L75 16L72 17L73 14H71V15L68 14L69 12L74 13L73 11L65 12L66 9H67V11L68 10H71L70 8L69 9L66 8V9H64L62 11V8H63L62 5L66 6L67 5ZM107 1L109 2V0H107ZM120 1H122V0H120ZM123 1H125V0H123ZM7 2H8V0H6V3ZM12 2H13V0H12ZM21 2L23 3V0ZM25 2L26 1H24V3ZM29 2H27V3H29ZM49 2L51 3V5H46V3H49ZM89 2H90V0H89ZM100 2L101 1H99V3ZM6 3H4V5ZM13 3H15V2H13ZM9 4L11 5V2ZM123 4L121 6H123ZM0 5L4 6L3 3L0 4ZM69 5H67V7ZM86 5H85V7L87 8ZM75 6L77 7V11H76V7ZM107 6H108V4H107ZM111 6H115V5H112L111 4ZM12 7H11V9H12ZM15 7H16V5H15ZM30 7H33V8H30ZM78 7H80L81 9L78 8ZM39 8H42V9H39ZM45 8H46V10H44ZM48 8H49V10H48ZM102 8L103 7H101L100 10ZM1 9L2 8L0 7V12H1ZM6 9L7 8H5V10ZM9 9H7L6 12H8ZM25 9H27V10L29 9L28 12H31V13L29 14L27 12V10H25ZM30 9H32V10H30ZM87 9H86V11H87ZM109 9H110V6H109ZM5 10H2V11H5ZM60 10H61V13H59ZM89 10H91V7H90ZM105 10H107V9H105ZM17 11L18 10H16L15 12L16 13H19ZM38 11H40L41 13L38 12ZM79 11H81V12L79 13ZM62 12L63 13L65 12V14H62ZM3 13L5 15V12H3ZM37 13H40V14H37ZM103 13H104V11H103ZM48 14H49V16H48ZM63 15H67V17L69 16V18L71 17V19H69V18H67V19L69 21L70 20L71 21L73 20L74 22H72V24L73 23L74 24L73 25H70L71 24V21L68 22L67 19L65 18L66 16L64 17ZM39 16H41V17H39ZM62 16L68 22V23L66 22L67 25L70 23L68 26H66V24L64 22L65 20L64 19H63L64 21L62 20V18H63ZM79 16H80V19L81 20L79 19ZM46 17L49 19L48 21H47ZM115 17H113V18H115ZM42 18L43 19L45 18L44 19L45 20V24H44V20ZM94 18H93V20H94ZM75 19H77V20H75ZM22 20L23 21H26V23L23 22ZM30 20H31V22H30ZM32 21H33V23H32ZM60 21H62V23H60ZM77 21L80 22V23L82 22V23L80 24ZM47 22L50 23V25ZM84 22H86V23H84ZM22 23H23V25H25V28H22V26H23ZM27 23H29V24H27ZM30 23H31V25H30ZM34 24H36L37 26L36 25L34 26ZM46 24L49 27L46 26ZM62 24L63 25L65 24L64 25L65 28H64V26ZM29 25H30V28H27V26H29ZM76 25L77 26L79 25V27H77ZM81 25H82V27H81ZM87 25H89V26H87ZM31 26L33 27L32 30H30L31 29ZM51 26L54 27V31L52 32V34L53 35H56V36H57L56 32L57 33L60 32V34L63 32V31H60L61 29L62 30L63 29L64 30L65 29L66 30L68 29L69 32L68 31H65L66 33L63 32L65 34V36H67V37H64V34L63 33H62L63 36H62V34L61 35L59 34L57 36V38L59 36L60 37L62 36L60 39L65 38V40H63V39L62 40H59V38H58V41L59 42H57V44H55L56 41H57V39H56V36L54 38L53 35L50 34L51 33V29H50ZM62 26H63V28H62ZM72 26H74V29L77 28V30H74ZM34 27L35 28L38 27L39 29L41 27L42 28H41V30H39L37 28L39 30L38 31ZM46 27H48V28L46 29ZM53 27H52V29H53ZM55 28H56V30H55ZM79 28H81V30H82L81 33L78 32L80 30ZM235 28H237V29L235 30L234 27H233L234 32H233V30L231 28H228V30L229 29H231V30L228 31L226 29V31L221 32L220 35L218 33H215V34H216L217 38H218V35L220 37H222V39L224 38L225 39V43H226V39L228 40L229 34H231V33L235 34V31L239 32L238 31V28L241 31L240 28H242V27L241 26L240 27L239 26H236ZM45 29L48 30V32H49L50 35L47 34V32L44 31ZM33 30L35 31V33L37 35V38H36V35L34 36L35 33H34ZM9 31H13L16 34L18 33L20 36L19 35H18V37L17 36H14L15 34H13V32H12L11 35L10 34L7 35ZM25 31H27V32L29 31V33H26ZM41 31H43V32H41ZM24 33H25V35H24ZM44 33H45L46 36L43 35ZM225 33H226V38L224 37ZM227 33H229L228 36H227ZM27 35H29L30 37H35V38H33V40H32ZM39 35L41 37L44 36V38H42L41 41H40V38L41 37H38ZM12 36H14L13 38L17 37L18 39L15 38V39H13L14 41L12 42V39L10 38ZM24 36H26V38L27 37L29 38L26 41L28 44L23 41L24 38H25ZM50 36L52 38H50ZM213 37H215V35ZM19 38H20V40H19ZM217 38H216V40H217ZM16 39H17V41H16ZM44 39H46L47 41L44 40ZM68 39L71 42H69ZM80 39L81 38H79V41H80ZM212 39L215 40V38H212ZM219 40H220V38H219ZM35 41H33V42H35ZM61 41H62V44L65 42L64 45L66 43H67V45L66 46H64V45L62 46L61 45ZM41 42H44L45 45H43V43H41ZM9 43H7V44L9 45ZM25 43H26V45H25ZM58 43L60 44L59 47L57 46ZM228 44H229V42H228ZM22 45H24V46H22ZM42 45L45 46L46 48L45 47H42ZM55 45H56V48L57 47L59 48V50H62L63 48H64V50L66 48V50L65 51L62 50L59 53V50L58 51L54 50ZM68 46H69V48H68ZM60 47H61V49H60ZM206 47H207V45H206ZM208 47H209V45H208ZM7 48H10V47H7ZM201 48H203V47H201ZM227 48H228V50H229V48L232 49V46L227 47ZM5 49L3 51H6ZM44 49H46V51ZM69 49H70V51H69ZM214 49H216V47ZM217 49H220V48H217ZM18 50L20 51V49H18ZM26 50H28V49L26 48ZM53 50H54V52H53ZM207 50L208 49L205 50L207 52V54H209V53H211L213 51L212 50L211 52H208ZM228 50H226V51H228ZM235 50H236V47H234V50L233 51H229V52L233 53V52H235ZM81 51H83V50H81ZM188 52H183L182 54H180L181 57H182V55H184V54L187 55V53H188L187 57L189 59H191L192 57L196 56L195 53L197 51L196 50H192V51H188ZM200 52H202V50ZM30 53H32V52H30ZM202 53L204 54L205 52H202ZM202 53H200L201 56H202ZM220 53H222V52H220ZM20 54H18V55H20ZM207 54H205V55L207 56ZM213 54H215L214 51H213ZM216 54H219V52H216ZM180 55H178L179 57L178 56L174 57L175 60H174V58L171 59V61H172V62L170 61L171 63H174L175 62V64H173V66L176 65L177 60L179 61V59H184V60L187 59L186 57L185 58H180ZM198 56H199V53H198ZM5 57L7 58L8 61L6 60ZM61 57H63V58L66 57L67 59L68 58L70 59V61H68L70 65L68 64V62H67V64H64L65 66L66 65L68 66L65 70H64L65 66L63 65V63L65 62V59L66 58L64 60H62L63 58L61 59ZM177 57H178V59L176 60ZM40 58H41V56H40ZM58 58H59V60H58ZM67 59H66V61H67ZM71 59H72V62L75 63L74 66H72L73 64L71 65V63H72L71 62ZM189 59H187V60H189ZM197 59H198V57L195 58L193 62H196L195 60H197ZM201 59L203 60L205 58L204 57L203 58H199L200 61L199 60H197V61L201 62ZM60 60H62V63H61ZM184 60H181V62L184 61ZM19 62L21 63L20 65L18 64ZM189 62H192V61L190 60ZM182 63H186V62L184 61ZM17 64L19 65V67L17 66ZM187 64H189V63H187ZM187 64H186V66H187ZM59 65L60 66L62 65V66L60 68H58ZM80 66H82V65H80ZM180 66H182V68L183 67H186L185 64H184V66L183 65H180ZM82 68L85 69L84 67H82ZM34 69L35 70H38V72H37L38 74H36V71H34ZM64 71H67V72H64ZM27 73L30 74V72L28 70H27ZM65 74L68 75V77ZM44 76H42V77H44ZM219 79H218L217 82L214 81V82L210 83V85L214 86L213 83L216 82L215 84L217 86L221 82L220 85L217 86V88H219V87L222 88L225 85V84L223 85V81L225 79L224 78H223L224 80L222 78H219ZM141 80H142V78H141ZM213 80H211V81H213ZM215 80H217V79L215 78ZM37 81H38L39 84L37 83ZM114 82H116V81H114ZM225 82H226V80H225ZM134 83H135V81H134ZM67 85H68V87H66ZM81 86H82V84H81ZM220 88H219V90H220ZM65 89H67V90H65ZM223 89L224 88H222L221 91ZM194 90L195 89H193V92H196L197 91V90L196 91H194ZM67 91H68V94H67ZM172 91L175 93L174 90H172ZM223 91H225V90H223ZM78 92H80V91H78ZM171 92L168 91L167 94L168 93H171ZM187 92H188V95L191 96V97L194 94L192 92V90L187 91ZM174 93H171L170 95H174ZM184 94H185V97H186L187 96L186 95V92H184ZM184 94L183 93L181 94L182 97L184 96ZM176 95H174V97L171 96L172 99H174V101L175 100H178V99L181 100V97L179 95H177V96ZM41 96L44 97V98L41 99L40 98ZM66 96L70 100H67L68 98ZM154 96L153 97L149 96L150 97V98H148L149 99V104H156V103H158V101L157 102L154 101L155 98H156V95H154ZM175 96L178 99H175L176 98ZM189 96H187V97L188 98H191ZM151 98H154V100L153 99L151 100ZM188 98H186V99H188ZM146 99H147V97H146ZM148 99L146 101L147 103L145 102L146 104H148ZM157 99H159V97ZM182 101H183V99L181 101H178V102L175 101V102H172V103H176L175 106L176 105L178 106V104L180 106L181 103H182ZM86 104H88V103H86ZM146 104L145 105L143 104L142 105L143 107L141 105H140L141 107L140 106H137V105L134 107V108L140 107L139 109H141L140 111L138 109L139 113L136 112L137 111L136 109H133V110H135L134 112L137 115H139L140 112L142 111L141 112L142 114H140L139 116L135 115L134 117H131V118L137 117L138 121L135 120V123H138V122L140 123V121H141V119H139L140 117L143 120V117L145 118L146 114L152 113L153 112L152 108L154 109V108H159L160 107V106L159 107H156L158 105V104H156V106H154V107L152 106V108H151V106L149 104H148V106H146ZM183 104H184V102H183ZM162 105L164 106V104H162ZM162 105H161V109H163ZM218 105H220L219 102H218ZM144 106H146V107H144ZM149 106H150V108H149ZM165 106H167V105H165ZM181 106H183V105H181ZM184 106H186V105H184ZM75 107H76V105H75ZM78 107H80V105ZM216 107L219 108L221 106H217L216 105L215 108ZM142 108H144L145 110L146 109H149V110L151 109L152 112L148 110L149 111V113H148V111L146 110L147 112L144 113L145 111ZM110 109H112V108L110 107ZM107 110H109V109L107 108ZM219 110H221V108L218 109L217 111H219ZM76 112H78V111H76ZM194 113H195V111H194ZM129 114L132 116V113H129ZM105 115H106V113H105ZM111 115H114V114L112 113ZM141 115H145V116H141ZM106 116H108V113H107ZM112 117H115V116H112ZM116 117H118V116H116ZM127 117H128V115H126L124 118H127ZM73 119H75L76 121L73 120ZM108 119H109V117H108ZM127 119L128 120H131L130 117L127 118ZM71 120H73L74 122H72ZM110 120H111V118H110ZM128 120H126V121L128 122ZM113 121H112V123H113ZM126 121H124V122L126 123ZM133 121H134V119H132V122ZM75 122H77L79 125L77 123L76 124L78 126L76 124H73ZM129 122H131V121H129ZM169 122H171V121H169ZM117 123H119V122H117ZM90 124H91V122H90ZM101 124H103V121L101 122ZM113 124H116V123H113ZM91 125H94V123L91 124ZM141 125L142 124H139L140 127H141ZM227 125H228V123H227ZM70 126H72V129L74 128L73 131H71V129L69 130V128H71ZM134 127H135V125H134ZM127 128L128 127H126V129ZM132 128H133V126H132ZM94 129H96L97 131L94 130ZM127 130L126 131L128 133H131V132H129V129H127ZM106 131H107V129H106ZM130 131H132V130H130ZM148 131H149V129H148ZM116 132H117V130H116ZM138 132H140V131H138ZM106 133L108 135L109 134L110 135L108 136V135H106ZM230 134H231V132H230ZM103 135H101V136H103ZM133 135H135V134H133ZM97 137H98V139H96ZM115 139H116V137H115ZM98 140H100V141H98ZM96 141H98L97 144H96ZM230 142H231V140H230ZM94 144H96L95 145L96 147L93 146ZM104 144H106V143H104ZM146 145H148V144L146 143ZM229 146H230V144H229ZM262 148H263V146H262ZM236 149H238V148H236ZM242 152H244V151H242ZM147 153H148V151H147ZM152 154L153 155H156V152H155V154L154 153H152ZM236 154L237 153H234V158L236 157ZM157 155H158V158L156 157V159H157V162H158V165H159L160 162H161L160 158L162 159V157L159 158V154H157ZM160 156H161V153H160ZM103 157H104V155H103ZM163 157H165V156H163ZM237 157H239V154H238ZM87 158H91V159H89L91 161L90 162V165H88L89 163H86V162H89L87 160ZM156 159H155V163H157L156 162ZM158 159L160 161H158ZM167 159H163V160H167ZM92 160H93V162H92ZM239 160H240V157H239ZM64 162H65V160H64ZM194 162H196V161H194ZM236 162L237 161H236V158H235L234 166H235ZM99 163H100V161L98 162V164ZM60 164H61V162H60ZM161 164H162V162H161ZM163 164L165 165V162ZM232 164H233V162H232ZM156 165L157 164H155V166ZM158 165H157V167H155V169L157 168V171H158ZM229 165L230 164H228V166ZM84 166H87V167H84ZM234 166H232V167H234ZM160 167H162V166H160ZM258 167H260V166H258ZM57 169H58V171H57ZM71 171L73 172L74 170H71ZM131 171L134 172L133 169ZM155 172H156V170L153 173V174H155V180H157V183L158 182H161L163 178H162V176H160L158 174L160 171L158 173H155ZM224 172H226V171H224ZM73 173L76 174V172H73ZM82 173H83V171H82ZM75 174H74V176L76 178V175ZM231 174H232V172H231ZM66 175L69 176V180H68V178H67ZM145 177H148V178L146 179ZM223 178L225 180V177H223ZM247 178H249V177H247ZM152 179H153V177H152ZM238 179L240 181V177ZM244 179H246V177ZM86 180H88V179H86ZM86 180H84V181L87 182ZM67 181H69V182H67ZM247 181H249V180H247ZM259 181H260V179H259ZM73 182L75 184V186H74L75 188L77 186H78V188H80V187L82 188L84 185H85L84 186L85 188H86V186L89 187V189L86 188L87 190H84V192L87 191V192H85L86 194L82 191L83 189L80 190V191L78 189L77 191H74V193H71L69 191V188H71L70 186L72 185L71 183H73ZM182 182H184V181H182ZM152 183H153V181H152ZM192 183H193L192 185L195 184V182H192ZM242 183L243 182L241 181L240 184H242ZM246 183H248V182H246ZM187 184H188V182H187ZM190 184H191V181H190ZM209 184H211V183H209ZM222 184H219V185H222ZM228 184H230V183H228ZM73 185H72V191L75 189L73 187ZM182 185H184V184H182ZM192 185H190V186H188L186 188H189ZM246 185L247 184H245V186ZM25 186L26 187L27 186L30 187L29 188L30 190L28 189V192H27V195L29 194L27 196V199H26V196H24L26 200L23 199V196H22L23 193H20L21 192L20 189L25 188ZM185 186H186V184H185ZM21 187H23V188H21ZM228 187H229V185H228ZM191 188H189V189H191ZM90 189H91V191H90ZM96 189H97V191H96ZM194 189H196V188H194ZM17 190L20 191L19 193L22 196V199H21V196H20V199H19V197L15 194V192H17ZM88 190H89V195L90 196L88 195ZM25 191H27L26 188H25ZM29 191H30V193H29ZM78 191H79L81 197H80V195L77 196V197L75 196V195H78V193H76ZM223 191H221V192H223ZM90 192H92L91 194L94 193V195H92L94 198L91 196ZM219 192H220V190H219ZM19 193L17 192L18 195H19ZM95 193H97L96 196H98V197H95ZM103 193L108 194L109 197H110V199H109L108 195H105V198H100L99 199V203L98 204H96L95 202L93 203V201H97L100 196L101 197H104ZM243 193H244V191H243ZM262 193H264V192H262ZM210 194H212V193H210ZM13 195L15 197L17 196L18 198L17 197L16 198L19 199V201L21 200V204H20V202H18V200H16L17 202L15 200H13V199H15L13 197ZM23 195H25V194H23ZM159 195H161V194H159ZM201 195H202V193H201ZM232 195H233V193H232ZM73 196H75V197H73ZM153 196H155V195H153ZM71 197H73V200H70ZM91 197H92L93 201H92ZM223 197H225V196H223ZM95 198H97V199H95ZM76 199H78V200H76ZM207 199L209 200V198H207ZM234 199H235V197H234ZM261 199H262V197H261ZM12 200L15 201L14 204L17 203V205L14 206L13 209H12V205H13V203H12L13 201ZM210 200H212V199H210ZM254 200H252V201H254ZM22 201H24V203H22ZM262 201H263V199H262ZM197 202H200V201H197ZM225 202H227V201H225ZM234 202L236 203V201H234ZM11 203H12V205H11ZM110 203H111V205H109ZM204 203H205V201H204ZM238 203H240V202H238ZM242 203L244 205V203H245L244 200L242 201ZM246 203H247V201H246ZM107 205H109L110 208L113 207L117 211V212H115L113 210V208H111V210L113 212H115L113 214L114 215L117 214L121 218V219L119 218V219H116V220L114 219L116 221V223L112 219V217H113V216H111L112 211L108 210L109 207ZM104 206H106V208H104ZM229 206H230V204H229ZM240 206H241V204L239 205V208H241ZM193 207H194V205H193ZM244 208H246V207H244ZM250 208H251V206H250ZM216 209H217V207H216ZM256 209H257V207H256ZM104 210L110 211L111 214L108 213V211L105 212ZM229 210H231V209L229 208ZM245 210H248V209L246 208ZM240 211H242V210H240ZM209 213H210V211H209ZM249 213H250V211H249ZM258 213L260 214V212H258ZM256 214L254 213V215H256ZM248 216H250V215H248ZM252 217H253V215H252ZM256 217H257V215H256ZM113 218H116V216H114ZM200 220H201V222L203 220V223L204 222L205 223L207 222L208 223L207 224L208 225L207 227H209V228H206V224L204 223V225H203V223H201ZM0 221L2 222V220H0ZM244 222L246 224H244ZM235 223H237V222H235ZM216 225H218V224L216 223ZM119 231H122V235L123 236L122 235L120 236ZM209 231L211 233H208ZM246 232H245V234L244 233H242V234L247 235ZM185 235H187V236H185ZM187 237L195 245V249L194 248L193 249L195 250L196 253L193 252L189 248V244L191 245V243L188 242L190 240H188ZM202 237L205 238L206 241H209V243L211 245V248H210V246L208 247V245H207V248H209L208 252H207V249L206 248H205L206 249V251H205L204 247H203L204 250L202 249L203 251L202 252H199V251H201L202 243H201V248H198L200 246V243H198L197 241L201 242V240H199V239H201ZM221 238H222V241L225 244L222 243ZM105 242H108L107 244H109V245H107V247H106V243ZM109 242H111V243H109ZM226 244H227V246H225ZM102 245L104 246V248L106 247L105 248L106 251L103 250L104 248H102ZM107 248L108 249L111 248L110 251H113V253L111 252V255H113V256H111V255L109 256L108 253H110V252H108L109 250H107ZM196 249H197V251H196ZM149 251H150L151 254L153 253V256L155 255L154 256L155 259H151L152 257H149V255H148L149 254Z\"/></svg>",
	"mask_w": 264,
	"mask_h": 264
}]
</instances>
